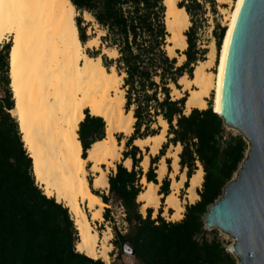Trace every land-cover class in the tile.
Segmentation results:
<instances>
[{
    "label": "trees",
    "instance_id": "16d2710c",
    "mask_svg": "<svg viewBox=\"0 0 264 264\" xmlns=\"http://www.w3.org/2000/svg\"><path fill=\"white\" fill-rule=\"evenodd\" d=\"M70 1L77 11L88 12L102 31L100 48L88 54L100 56L104 67L108 71L114 69L122 78L124 108L132 111L134 117V129L123 151V158L131 159V168L116 163L115 171L108 175L110 196L94 191L104 203L109 204L113 198L123 209L126 231L112 225L111 243L119 252L128 245L139 264H236L233 254L226 251L219 238L206 237L203 216L207 212V197L230 181L237 171L243 146L236 135L225 137L223 120L213 111V104L209 103L205 109L192 108L186 113L189 92L185 91L179 98L172 97L173 88H182L180 80L185 75L193 77L197 60L206 53V49L196 46V18L203 15L206 3L214 7L215 1L181 0L178 3L185 8L191 22L185 32V59L180 64L167 48L170 33L164 0ZM75 20L80 41H88L89 24L82 26L81 17ZM226 31V26L218 23L214 28L219 51ZM10 45L6 43L0 51V87L4 93L0 97V264H106L101 258L94 259L77 251L78 241L76 251L68 253L59 218L67 227L75 226L69 208L56 198L48 197L43 190L34 189L40 186L33 174L32 158L25 153L19 123L12 121L9 113L13 110L17 119L10 90ZM103 46L115 50V56L102 54ZM89 113L84 109L85 116L77 130L83 156L93 143L106 136L104 118ZM160 119L167 123V142L159 154L149 156L148 169L143 173L139 167L143 154L133 143L139 138L157 135ZM168 143L181 145L178 163L181 171L186 168L188 179L198 169V162L204 172L201 188L197 189L199 199L184 206V215L178 221H167L160 210L152 217L151 207L145 209L144 215L140 211L142 203L138 202L143 192L140 183L143 176L148 182L159 184L153 166L164 155ZM14 160L26 165L31 176L12 171ZM165 162L170 170V159L166 158ZM189 183L185 181V188ZM169 185L166 176L159 193L167 196L171 192ZM103 218L113 220L109 207L104 209Z\"/></svg>",
    "mask_w": 264,
    "mask_h": 264
},
{
    "label": "bare ground",
    "instance_id": "6f19581e",
    "mask_svg": "<svg viewBox=\"0 0 264 264\" xmlns=\"http://www.w3.org/2000/svg\"><path fill=\"white\" fill-rule=\"evenodd\" d=\"M179 1L164 0L170 55L174 50L187 48L185 32L191 22L185 8L179 7ZM219 1L233 2L234 7L219 52L218 71L209 72L208 63L201 62L195 67L192 78H181L180 82L195 87L190 90L186 113L192 108H207L211 90L215 91L214 111H220L225 58L242 0ZM75 12L70 0H0V44L11 36L10 87L22 141L32 158L36 182L48 197L56 198L69 208L79 233L77 251L108 263L112 233H100L92 226L93 221L103 219L102 211L106 205L94 189L108 188L109 169L116 168L115 161L121 158L125 143L116 134L121 132L130 136L134 117L132 111L127 112L124 108L122 78L114 69L108 71L100 56L93 57L86 52L94 39L80 41ZM85 15L94 20L88 12ZM112 52L116 54L115 50ZM215 53L213 43L212 58ZM84 109H89L91 115L103 117L106 122L105 138L93 143L85 156L77 133L85 116ZM163 122L167 126L166 121ZM163 140L157 134L139 138L135 144L147 146L150 153L156 154ZM180 150L178 144L177 151L171 155L174 170L179 169ZM125 164L131 168V159L125 158ZM158 172V178L162 179L167 172L166 163ZM203 174L199 163L190 179L183 173L181 180H174L171 192L164 196L167 208L174 210L170 215L172 219L179 220L183 216L179 188L188 180L187 199L194 203L199 199L197 189L201 187ZM144 182L147 186L139 195V201L144 203L145 209L157 208L162 196L157 191L160 185L146 179ZM82 204L89 208V216Z\"/></svg>",
    "mask_w": 264,
    "mask_h": 264
},
{
    "label": "water",
    "instance_id": "95a60500",
    "mask_svg": "<svg viewBox=\"0 0 264 264\" xmlns=\"http://www.w3.org/2000/svg\"><path fill=\"white\" fill-rule=\"evenodd\" d=\"M217 114L243 152L235 176L207 197L204 228L218 233L237 264H264V0L240 4ZM124 248L133 253L128 245Z\"/></svg>",
    "mask_w": 264,
    "mask_h": 264
},
{
    "label": "rangeland",
    "instance_id": "374dc122",
    "mask_svg": "<svg viewBox=\"0 0 264 264\" xmlns=\"http://www.w3.org/2000/svg\"><path fill=\"white\" fill-rule=\"evenodd\" d=\"M214 1H215L214 7L210 6L207 3L205 4L204 13H203V15H200V16H198L196 18V24H195L196 25V28H195V31H196V34H195L196 46L199 49H206V53L202 56V59L199 60V61L197 60L196 66L199 65L201 62H207L209 64V65L207 64V66H208L207 70L209 72H212V73H216L218 71V63H219V57L218 56H219V52H220L219 50L216 49V53H215L214 58L211 57L210 53L212 51V45H213V43H215L214 28H215L217 23L220 24L221 26H227L228 21H229L230 12L232 11V9L234 7L233 2H222V1H219V0H214ZM75 13H76L75 17H81L82 26H85L86 24H89L87 26V29H86V34L89 35V39H94L92 41L91 45L86 48V52L87 53L88 52H93L94 50L99 49L100 48V44H101L100 35L102 34V31L100 29H98V25L94 22V20L88 19L87 16L85 15V12L83 13V12H79V11L76 10ZM190 25H191V23H190ZM6 43H10L12 45L11 36H9L7 40L3 41V46ZM11 45H10V48H11ZM0 49H1V46H0ZM174 52H173L174 54L172 53L171 56H174V57L177 58V63L180 64L181 62H183L184 59H185L183 51L174 50ZM101 53L102 54L105 53L109 57L115 56L114 53L111 50L106 49L104 46L101 48ZM212 59H213V61H212ZM211 61H212V63H211ZM112 71H113V69H112ZM185 76L188 79H190V77H188L187 75H185ZM193 76H194V74H193ZM9 77H10V75H9ZM180 83L182 85V88L180 90H178L176 88H173V90H172V97H174V98H179V97L183 96V93L185 91H188L189 94H190V90L192 88H195L193 85L188 86L185 83V81L184 82L181 81ZM10 90H11V87H10ZM0 94H2V88H0ZM214 97H215V91L211 90L210 93H209V97H207V106L209 105V103L213 104V106H214ZM12 99L14 101L13 93H12ZM14 103H15V101H14ZM9 113H10L11 120L12 121L15 120L16 122H18L17 119H16V115H15L14 111L13 110H9ZM158 125H160V129H159L158 134L164 139L163 143H162V145H163L165 142H167V126L164 124L163 119L158 120ZM17 126H18V123H17ZM155 126H156V124L154 125V127ZM18 130H19V128H18ZM227 135H235V133L233 132L231 127L225 126V137ZM116 136L120 140L124 139L125 143H126L127 138L129 137V136H125L121 132H118L116 134ZM125 143H124V146H123V150L121 152V158L119 160L115 161V165H116V163H122L124 166H126L125 158H123V151H125L127 149V146H126ZM133 144H135V142ZM162 145H161V147H162ZM137 146L141 149L142 154H143L142 160L139 163V167L142 169V171L144 173L145 171H147L148 166H149V156H154V155L159 154L160 153L159 151H160L161 147H160L159 151L156 154H152V153H150V148L149 147L141 146V145H137ZM176 151H177V145H173L171 143H168L167 148H165V150H164V155H162L159 158V160L153 166L155 168L156 178H157V181H158L159 185H160V183H161V181H162V179L164 177L167 176L169 178V180H170L169 190L170 191L172 190V183L174 182V180L175 179L176 180H181L182 176H183V173H186L185 172L186 169H184V171H181L180 167H179L178 170H174V168L172 167L173 157L171 155L173 153H175ZM25 153L27 154L28 152H26V150H25ZM27 156H28V154H27ZM166 158L170 159V162H171L170 170H168V168H167V172L164 174L162 179H159L158 178V176H159L158 170L161 169L163 167V165H165V163H166L165 159ZM198 165H199V163H198ZM126 167L130 168L128 166H126ZM10 169L12 171H14V172L20 171L22 173H25V174L31 176V172L29 171L27 166L24 165V164H21L17 160L12 161ZM114 171H115L114 168H110L109 172H108V175L113 173ZM235 173L233 174L232 178L235 176ZM144 179H145L144 176L140 179V183L143 186V191H144V189L147 186V184L144 182ZM184 183H185V181H184ZM184 183L179 188V191H178V196H179L183 206H185L186 204H191V202L187 199L188 191H187V187L185 188ZM189 186H190V183H189ZM200 188H198V189H200ZM34 189L35 190H39L41 192L43 190L41 187H38L37 185L34 187ZM94 191H98L99 193H104V194L110 196V194L108 192V188L105 189V190H103V189H94ZM157 191L159 192V188H158ZM161 198H163V202L161 201ZM161 198H160V203H159L157 208L151 207L153 209L152 217H155L157 215L158 211L160 210L162 212V216L167 221H178L176 219H172V217L170 216L172 212L174 213V210L170 209V208H167V205L165 203L164 195H162ZM139 202L142 203V205L140 207V211L145 215V207L143 206L144 203L142 201H139ZM82 207L86 211V214L89 216L91 213H90V210L87 207V205L86 204H82ZM107 207L110 208V216L113 218V220L112 221H106L103 218V219L98 220V221H93L92 226L98 232H100V233H102V232L103 233H108L110 235V233H112V229H111L112 225L115 224L117 229L125 232L126 228H127V224H126V222L123 219L124 218L123 209L119 206L118 202L115 199L111 198L109 204H106L104 206L102 214L104 212V209L107 208ZM69 211H68V213H69ZM184 211H185V208H184ZM184 211H183L182 215H184ZM69 216L71 217L72 215H70V213H69ZM72 222H73V220H72ZM59 223L62 225L61 236H62L63 242H65L67 244L68 253L71 250L76 251L75 245H76V242L79 240V237L77 235V231L75 229L74 224H73V227H67L65 225V223H64L62 218H59ZM205 229L207 231L206 232V237H208V239H211L213 236H216L217 238H219V240L222 241L223 246L225 247V249H227L228 245L218 235V233L213 228H209V229L205 228ZM112 239H113V233H112V237L109 240L110 243H111ZM111 245H112L111 251L109 252L110 258H109L108 263L105 262L106 264H139V262L134 258L133 253L130 250H125V248L123 247L122 251L119 252L112 243H111ZM232 256L235 258L234 255H232ZM235 260H236V264H237V259L235 258Z\"/></svg>",
    "mask_w": 264,
    "mask_h": 264
},
{
    "label": "crops",
    "instance_id": "0c3cea01",
    "mask_svg": "<svg viewBox=\"0 0 264 264\" xmlns=\"http://www.w3.org/2000/svg\"><path fill=\"white\" fill-rule=\"evenodd\" d=\"M0 46H1V49H0V51L2 50V47H3V43H1L0 44ZM0 88H2V87H0ZM4 95V93H3V89H2V94H0V97H2ZM155 156V155H154ZM126 167V166H125ZM180 167V166H179ZM128 169H130V168H128ZM184 169H186V168H184ZM184 169L182 170V171H184ZM146 172V171H145ZM186 172V171H185ZM157 179V178H156ZM188 181V180H187ZM161 184V183H160ZM160 187V186H159ZM163 195V194H162Z\"/></svg>",
    "mask_w": 264,
    "mask_h": 264
}]
</instances>
